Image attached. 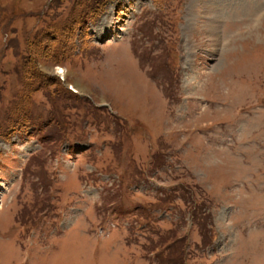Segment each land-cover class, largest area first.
Returning a JSON list of instances; mask_svg holds the SVG:
<instances>
[{
  "label": "rangeland",
  "instance_id": "374dc122",
  "mask_svg": "<svg viewBox=\"0 0 264 264\" xmlns=\"http://www.w3.org/2000/svg\"><path fill=\"white\" fill-rule=\"evenodd\" d=\"M260 15L0 0V264H156L168 231L184 264H264Z\"/></svg>",
  "mask_w": 264,
  "mask_h": 264
},
{
  "label": "trees",
  "instance_id": "16d2710c",
  "mask_svg": "<svg viewBox=\"0 0 264 264\" xmlns=\"http://www.w3.org/2000/svg\"><path fill=\"white\" fill-rule=\"evenodd\" d=\"M96 5V4H95ZM95 5H90L88 7H94ZM61 31L58 33V37ZM166 201V199H164ZM203 209V208H202ZM197 214L196 216H200L202 214ZM199 221V229L200 233L202 235V244L205 246L212 244L214 239V231H213V224L211 214H205L204 216H201ZM211 219V220H210ZM173 230L171 231V233ZM168 233V232H167ZM171 234H162L158 241H153V243L149 246V251L155 252L158 256L159 262L158 264H184L185 262V256L186 252H180V249H178L175 246V243H173L174 238L171 235L173 239L167 242L168 237H170ZM174 235V232H173ZM180 242H185L184 239H181Z\"/></svg>",
  "mask_w": 264,
  "mask_h": 264
},
{
  "label": "bare ground",
  "instance_id": "6f19581e",
  "mask_svg": "<svg viewBox=\"0 0 264 264\" xmlns=\"http://www.w3.org/2000/svg\"><path fill=\"white\" fill-rule=\"evenodd\" d=\"M0 187H2V185H0Z\"/></svg>",
  "mask_w": 264,
  "mask_h": 264
}]
</instances>
